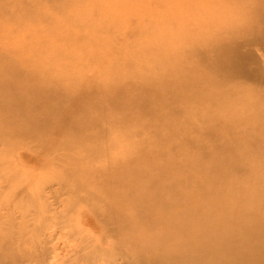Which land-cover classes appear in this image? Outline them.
<instances>
[{
	"label": "bare ground",
	"instance_id": "6f19581e",
	"mask_svg": "<svg viewBox=\"0 0 264 264\" xmlns=\"http://www.w3.org/2000/svg\"><path fill=\"white\" fill-rule=\"evenodd\" d=\"M182 4L0 64V264H264V0Z\"/></svg>",
	"mask_w": 264,
	"mask_h": 264
},
{
	"label": "rangeland",
	"instance_id": "374dc122",
	"mask_svg": "<svg viewBox=\"0 0 264 264\" xmlns=\"http://www.w3.org/2000/svg\"><path fill=\"white\" fill-rule=\"evenodd\" d=\"M180 1L0 0V64L12 62L18 70L32 73L44 68L37 53L46 46H55L68 54L62 56L59 64L72 67L87 51L99 50L98 43L106 38L101 36L96 45L86 41L88 28L96 25V19H109L108 33L122 30L123 22L128 20L161 24L165 17L174 20L185 13ZM74 43L81 44L83 49H78ZM14 156L5 155L1 162L7 163ZM35 166V160L24 164L16 159L13 168L24 170L29 179L42 173Z\"/></svg>",
	"mask_w": 264,
	"mask_h": 264
}]
</instances>
